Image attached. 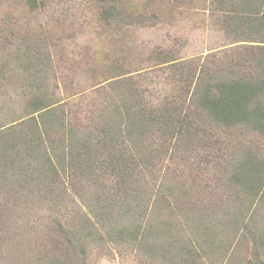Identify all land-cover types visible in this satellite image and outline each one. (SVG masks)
<instances>
[{
    "label": "trees",
    "instance_id": "16d2710c",
    "mask_svg": "<svg viewBox=\"0 0 264 264\" xmlns=\"http://www.w3.org/2000/svg\"><path fill=\"white\" fill-rule=\"evenodd\" d=\"M96 2L122 27L90 100L64 101L40 50L10 83L21 97L0 119V222L44 245L39 264L109 247L151 264H264V0H204L223 41L191 56L127 45L124 26L174 16L171 0L147 14Z\"/></svg>",
    "mask_w": 264,
    "mask_h": 264
},
{
    "label": "rangeland",
    "instance_id": "374dc122",
    "mask_svg": "<svg viewBox=\"0 0 264 264\" xmlns=\"http://www.w3.org/2000/svg\"><path fill=\"white\" fill-rule=\"evenodd\" d=\"M167 1L124 0L131 10L146 14L155 7L165 10ZM171 1L177 4L174 16L163 14L165 18L161 17L156 24L125 25L127 45L147 55L155 46H176L182 56H191L206 54L210 48L221 44L222 34L211 27L214 17L207 2L204 5V0ZM37 3V7L30 8L18 0H0V65H7L5 94H0V119L5 121V100L21 97L19 89L16 91L10 83H18L16 80L22 78V62H37L39 50L45 61L53 65L50 82L57 80L60 84L59 95L64 101L74 94L90 100L95 93L93 86L100 85L105 76L110 75L104 68L110 67L120 53L117 34L122 26L104 25L99 19L96 0H38ZM127 45L125 50H129ZM10 53L17 58L13 60ZM19 53L22 56H18ZM136 66L140 65L131 64L130 67ZM13 103L20 105L18 101ZM6 225L5 221L0 222V264H39L42 260L40 246L44 245L37 239L31 240V236L25 238L27 234L25 237L13 234L12 226L8 229ZM89 264L151 262L135 252L109 247L107 252L93 254Z\"/></svg>",
    "mask_w": 264,
    "mask_h": 264
}]
</instances>
